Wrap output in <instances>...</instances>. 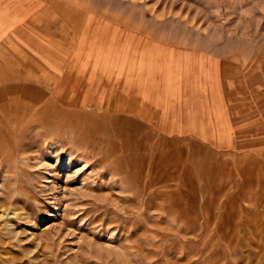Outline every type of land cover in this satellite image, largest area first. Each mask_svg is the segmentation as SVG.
<instances>
[{
    "label": "rangeland",
    "instance_id": "obj_1",
    "mask_svg": "<svg viewBox=\"0 0 264 264\" xmlns=\"http://www.w3.org/2000/svg\"><path fill=\"white\" fill-rule=\"evenodd\" d=\"M8 4L0 264H264V0ZM129 34L177 66L156 100L109 105Z\"/></svg>",
    "mask_w": 264,
    "mask_h": 264
},
{
    "label": "crops",
    "instance_id": "obj_2",
    "mask_svg": "<svg viewBox=\"0 0 264 264\" xmlns=\"http://www.w3.org/2000/svg\"><path fill=\"white\" fill-rule=\"evenodd\" d=\"M17 13V5L10 8L8 0H0V42L9 24L10 28L13 25L17 26ZM128 38L129 44H126L127 41L119 40L107 45V48L112 50V57L107 58L106 66L108 69L111 66L114 67L112 72H107V84L105 85L113 91L112 101L107 102L109 105L139 104L140 102H134L137 99L151 100L153 98L156 100L158 96H161L157 91V83L161 82L164 65L177 66V62L173 60L167 61L168 59H165L166 61H164L161 40L155 38L150 40L131 34L128 35ZM184 64H186L185 61H180V65ZM85 65L82 62L80 68L83 69ZM95 65H98L97 62L92 63L90 75L87 73L82 78L76 76V80L81 82V87L84 86L83 84L87 85L88 82L90 89L95 90L103 86L102 84L99 85L100 79L95 76ZM119 67H123L127 73L121 74L118 70ZM101 80L104 79L101 78ZM143 84L144 86H142ZM93 104H99V102H93Z\"/></svg>",
    "mask_w": 264,
    "mask_h": 264
}]
</instances>
